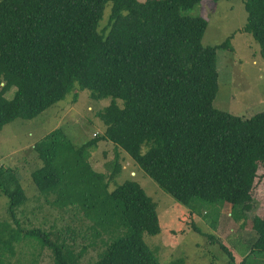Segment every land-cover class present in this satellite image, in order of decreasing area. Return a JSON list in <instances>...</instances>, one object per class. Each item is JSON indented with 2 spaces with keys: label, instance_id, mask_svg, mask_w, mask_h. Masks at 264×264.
<instances>
[{
  "label": "trees",
  "instance_id": "16d2710c",
  "mask_svg": "<svg viewBox=\"0 0 264 264\" xmlns=\"http://www.w3.org/2000/svg\"><path fill=\"white\" fill-rule=\"evenodd\" d=\"M200 1L0 0V130L17 118L37 117L76 86L93 99L112 98L97 113L106 125L102 137L77 147L56 130L34 146L42 162L30 174L38 191L77 209L86 228L54 240L42 229L24 230L18 211L29 197L15 171L0 167V194L8 197V215L18 226L0 230V254H13L20 239L37 236L53 264H81L99 247L91 264H161L144 240L161 231L157 203L135 180L111 188L122 171L121 151L183 205L227 203L237 208L232 217L243 226L248 221L264 169V110L244 118L214 107L217 50L232 49L234 35L204 45L208 19L183 13ZM245 8L242 31L264 56V0H245ZM102 139L118 150L106 172L92 161ZM252 220L262 249L264 212ZM77 236L87 243L78 247ZM221 246L232 264H245Z\"/></svg>",
  "mask_w": 264,
  "mask_h": 264
},
{
  "label": "rangeland",
  "instance_id": "374dc122",
  "mask_svg": "<svg viewBox=\"0 0 264 264\" xmlns=\"http://www.w3.org/2000/svg\"><path fill=\"white\" fill-rule=\"evenodd\" d=\"M110 10L109 5L105 9L100 28L107 23ZM183 13L208 19L204 45H216L234 35L231 40L232 49L217 50L219 89L213 102L214 107L244 118L263 111L264 56L254 37L242 31L248 16L245 0H201L194 8ZM75 93L78 94L76 100ZM111 99H93L90 90L76 86L64 100L37 117L17 118L0 130V167L15 171L29 197L28 202L18 211V219L24 230L39 228L50 232L54 240L58 235L69 236L70 232L79 233L86 228L88 221L82 219L77 209L64 208L57 204L55 195L46 198L38 191L30 175L42 164L34 146L56 130L63 131L66 138L77 147L92 140L95 134L102 137L106 125L97 113L108 106ZM117 101L123 104L121 99ZM98 144L100 150L91 151L94 166L101 171H110V163L118 150L106 139L100 140ZM119 155L122 171L111 183V188L127 179L135 180L157 203L161 231L155 235L145 234L144 240L161 264H171L179 258H183L185 264H232L221 242L232 252L236 261L264 264V248L256 247L258 236L251 229L252 219L264 212L263 168L253 192L248 221L243 226V220L231 216L237 210L232 205L196 201L197 208L185 206L161 189L125 151L119 152ZM8 204V197L0 194V230L9 224L11 228L18 227L8 215ZM76 238L78 247L87 243L83 236ZM101 250L102 247L89 249L81 264H91ZM0 258L4 264H53L51 250L42 246L37 236L20 239L14 245L13 254L3 252Z\"/></svg>",
  "mask_w": 264,
  "mask_h": 264
},
{
  "label": "crops",
  "instance_id": "0c3cea01",
  "mask_svg": "<svg viewBox=\"0 0 264 264\" xmlns=\"http://www.w3.org/2000/svg\"><path fill=\"white\" fill-rule=\"evenodd\" d=\"M100 148H101V146L99 145L98 149L100 150ZM98 149H97V150H98Z\"/></svg>",
  "mask_w": 264,
  "mask_h": 264
},
{
  "label": "built area",
  "instance_id": "2783aa9c",
  "mask_svg": "<svg viewBox=\"0 0 264 264\" xmlns=\"http://www.w3.org/2000/svg\"><path fill=\"white\" fill-rule=\"evenodd\" d=\"M96 135V134H95Z\"/></svg>",
  "mask_w": 264,
  "mask_h": 264
}]
</instances>
